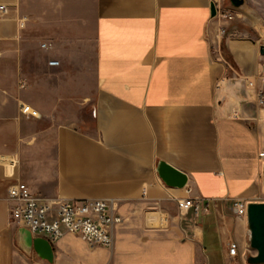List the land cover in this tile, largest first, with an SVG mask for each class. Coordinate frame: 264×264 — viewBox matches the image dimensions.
<instances>
[{
    "label": "crops",
    "instance_id": "obj_1",
    "mask_svg": "<svg viewBox=\"0 0 264 264\" xmlns=\"http://www.w3.org/2000/svg\"><path fill=\"white\" fill-rule=\"evenodd\" d=\"M229 1L0 0L8 9L0 12V264H43L10 221L17 179L49 199L116 200L125 220L114 233L142 244L124 264H249L257 251L233 201H264L261 69L252 41L250 49L217 38L211 4ZM160 161L187 184L167 185ZM188 196L200 198L199 215L180 211L177 199ZM63 241L89 261L121 264L115 240L111 248L72 234Z\"/></svg>",
    "mask_w": 264,
    "mask_h": 264
},
{
    "label": "built area",
    "instance_id": "obj_2",
    "mask_svg": "<svg viewBox=\"0 0 264 264\" xmlns=\"http://www.w3.org/2000/svg\"><path fill=\"white\" fill-rule=\"evenodd\" d=\"M8 11L6 5H0V12ZM219 22L218 39L223 37L228 23L236 17L234 10L220 5L215 16ZM48 47L47 43L42 44ZM219 49V47H218ZM57 60H51L50 65H57ZM261 94V93H259ZM261 102H264L261 99ZM22 112L39 116L38 110L23 104ZM259 156L264 160V147ZM14 162V161H13ZM10 221L28 229L33 237H44L53 246L59 243L66 234L79 237L90 247L111 248L114 244V229L122 224L125 218L118 211V203L108 198H55L49 199L34 192L24 181L17 179L8 187ZM245 198H235L233 210L237 216L247 217L248 203ZM177 204L181 212L192 210L199 215L202 210L200 198L188 196L178 198ZM207 211V208H203ZM229 255L236 258L238 243L234 240L228 243Z\"/></svg>",
    "mask_w": 264,
    "mask_h": 264
},
{
    "label": "rangeland",
    "instance_id": "obj_3",
    "mask_svg": "<svg viewBox=\"0 0 264 264\" xmlns=\"http://www.w3.org/2000/svg\"><path fill=\"white\" fill-rule=\"evenodd\" d=\"M231 1L228 2L230 4ZM228 4H224L226 8H230L235 11L236 17L232 19L227 25V32L225 36H229L232 39L236 40H246L248 41V47L251 49V41L254 44V52L258 54L259 64L261 69V75L256 84V93L257 100L256 103L260 109L259 114H256V122L259 125V129L261 134L263 135L264 142V102H261V99L264 101V55L260 54V45L264 44V0H243V4L239 7H233ZM218 38V37H217ZM242 54L248 55L251 54V50H246V48H242ZM88 62H85L83 65L85 68L89 69L90 85L92 83V70H93V49L90 48L88 53L86 54ZM261 93V94H259ZM264 182V172L262 175ZM264 199V194L261 197ZM123 232L114 233V240L116 242V246L113 250L115 257H120L118 260L121 264H124L129 261L130 253H134L137 251V248H140L142 245L140 240L136 237L134 233H130L128 231L122 230ZM67 235V234H66ZM86 243L84 242V245ZM87 245V244H86ZM120 246L122 249H120ZM73 248L74 250H70ZM95 248V247H93ZM55 257L52 263L48 262L45 259H42L39 256H34L33 258L39 261V263L43 264H100L97 260L89 261L90 255L86 254L87 251H81L80 245L76 244L75 241H68L65 243L63 239L59 241V244L55 246ZM99 259H102L103 255L98 254ZM172 261H178L179 255L171 254L170 259ZM235 262V261H234ZM233 262V263H234ZM236 264V263H234Z\"/></svg>",
    "mask_w": 264,
    "mask_h": 264
},
{
    "label": "water",
    "instance_id": "obj_4",
    "mask_svg": "<svg viewBox=\"0 0 264 264\" xmlns=\"http://www.w3.org/2000/svg\"><path fill=\"white\" fill-rule=\"evenodd\" d=\"M235 7L243 4V0H231ZM217 13L216 4H211V15ZM260 53L264 55V44L260 45ZM264 69V65H263ZM158 173L162 180L169 186L183 188L188 182L185 172L172 166L171 164L160 161ZM248 226L250 229V245L257 251L256 255L247 258L249 264H264V201H250L247 212ZM24 243L27 247L33 248L39 257L52 263L55 257L54 246L44 237H33L26 228H21Z\"/></svg>",
    "mask_w": 264,
    "mask_h": 264
}]
</instances>
